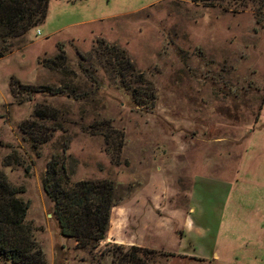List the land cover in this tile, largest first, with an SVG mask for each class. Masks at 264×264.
Listing matches in <instances>:
<instances>
[{"label": "rangeland", "instance_id": "1", "mask_svg": "<svg viewBox=\"0 0 264 264\" xmlns=\"http://www.w3.org/2000/svg\"><path fill=\"white\" fill-rule=\"evenodd\" d=\"M52 161L71 184L114 185L95 249L60 234ZM0 171L45 264H112L113 245L153 264H264V0H49L41 24L0 38ZM198 175L231 189H200L188 212Z\"/></svg>", "mask_w": 264, "mask_h": 264}, {"label": "trees", "instance_id": "2", "mask_svg": "<svg viewBox=\"0 0 264 264\" xmlns=\"http://www.w3.org/2000/svg\"><path fill=\"white\" fill-rule=\"evenodd\" d=\"M194 3L217 0H191ZM49 0H0V38H18L41 24L48 9ZM105 56L114 55L121 74L125 63V53L119 56L114 46L104 48ZM51 62V61H49ZM48 62V63H49ZM132 70V65H129ZM22 88L35 92V87L13 81L11 92ZM128 88V87H127ZM63 169L49 163L42 179L45 195L53 201L52 211L58 222L60 234L73 238L79 249H92L104 240L109 226L110 209L114 207V185L109 180H85L70 183L64 179ZM18 191L12 187L0 171V258L12 264H45L44 255L32 238V228L26 222L28 203L17 197ZM112 264H153L154 251L148 248L113 245Z\"/></svg>", "mask_w": 264, "mask_h": 264}, {"label": "crops", "instance_id": "3", "mask_svg": "<svg viewBox=\"0 0 264 264\" xmlns=\"http://www.w3.org/2000/svg\"><path fill=\"white\" fill-rule=\"evenodd\" d=\"M245 158H246V155L244 158H242L241 163L246 165L247 163L245 162ZM207 165H208V166H206L207 170L216 168V166H219V168L221 167V164L214 165V163H213V164H207ZM235 172H238V171L236 170ZM235 172H233V173H235ZM232 176H234V175H232ZM228 179H224V178H221V177L215 176V175H213V176H210V175L195 176L191 192H189V207L190 208H189L188 212H194L195 206L192 207L190 205H191L193 200H196V197H197L196 193L202 188L207 189L210 192L209 195H211V194H214V190L217 187L221 186L223 189H225V192L227 195V193H229V190L231 189V187L226 183V181H229ZM221 222H222V220H221ZM221 222H220V224H221ZM187 224H188V227L186 228V234L189 235L191 232L190 230H192V228L194 227V223L188 218Z\"/></svg>", "mask_w": 264, "mask_h": 264}, {"label": "built area", "instance_id": "4", "mask_svg": "<svg viewBox=\"0 0 264 264\" xmlns=\"http://www.w3.org/2000/svg\"><path fill=\"white\" fill-rule=\"evenodd\" d=\"M39 34H40L39 30H38V29H36V35H39Z\"/></svg>", "mask_w": 264, "mask_h": 264}]
</instances>
